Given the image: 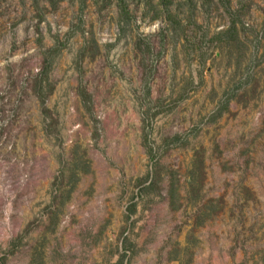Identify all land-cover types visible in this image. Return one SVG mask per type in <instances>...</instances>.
<instances>
[{
  "label": "rangeland",
  "instance_id": "374dc122",
  "mask_svg": "<svg viewBox=\"0 0 264 264\" xmlns=\"http://www.w3.org/2000/svg\"><path fill=\"white\" fill-rule=\"evenodd\" d=\"M124 2L0 0V264H264V0Z\"/></svg>",
  "mask_w": 264,
  "mask_h": 264
},
{
  "label": "trees",
  "instance_id": "16d2710c",
  "mask_svg": "<svg viewBox=\"0 0 264 264\" xmlns=\"http://www.w3.org/2000/svg\"><path fill=\"white\" fill-rule=\"evenodd\" d=\"M119 6H120V8H121V14L123 15V16H128V10H127V8H126V4H125V2H124V0H119ZM235 30V27H234V24H232L231 26H230V28L229 29H227V32L229 31V32H232V31H234ZM44 73L46 74L47 73V71H46V67H45V71H44ZM83 92V91H82ZM82 95H83V97H84V92L82 93ZM88 98V97H87ZM133 207H134V204L131 206V210H133ZM124 256H125V253L122 255V257L120 258V263H122V261H123V258H124Z\"/></svg>",
  "mask_w": 264,
  "mask_h": 264
}]
</instances>
